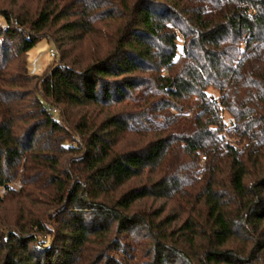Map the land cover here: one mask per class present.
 <instances>
[{"label":"trees","instance_id":"1","mask_svg":"<svg viewBox=\"0 0 264 264\" xmlns=\"http://www.w3.org/2000/svg\"><path fill=\"white\" fill-rule=\"evenodd\" d=\"M94 35L90 57L70 64L66 42ZM42 37L61 56L33 75L39 118L6 87L35 79L27 52ZM0 59V204L19 176L30 183V172H55L51 153L67 132L61 106L140 109L111 115L100 134L83 116L86 181L59 192L66 204L55 210V232L40 216L0 220V264H264V0H10L0 6ZM129 130L155 138L113 153L116 135ZM146 172L161 176L106 199ZM192 174L201 183L189 182ZM187 187L197 202L178 232L170 216L156 222L132 211L141 198L177 199ZM141 226L149 243L138 247L128 234Z\"/></svg>","mask_w":264,"mask_h":264},{"label":"rangeland","instance_id":"2","mask_svg":"<svg viewBox=\"0 0 264 264\" xmlns=\"http://www.w3.org/2000/svg\"><path fill=\"white\" fill-rule=\"evenodd\" d=\"M9 1H6L4 4H0L1 7H8ZM2 21V20H1ZM66 21V20H64ZM64 21H60L57 24V28L64 24ZM26 29V30H25ZM22 31H26V33H30V29L25 27L21 29ZM21 37L16 36L11 39V45L13 47V51L17 49V45L19 44ZM95 41H99L98 36H92L85 40H78V41H67L64 45V49L68 48V54L70 60H77V61H85L87 58L90 57L93 51V43ZM57 47L59 51V57L61 56V49L57 44L53 41L48 39L47 37H42L38 39V41L34 44L32 48L29 49L27 52V66H28V74L30 77L35 78V76H42L43 73L48 71L50 67L55 62V57L51 55V50ZM81 55L79 56V54ZM25 57V54L21 55ZM21 56L19 59H21ZM80 57V58H79ZM2 59H0L1 61ZM58 60V57H57ZM13 62H15L13 60ZM12 62V63H13ZM60 62V61H59ZM57 62V63H59ZM11 63V65H12ZM71 64V63H70ZM35 75V76H33ZM37 78L33 79L30 83L25 81L24 83L18 84V86L14 87H6L9 90H14L15 92H19L25 95V100L22 102L24 105L26 104L27 107L24 111L32 110L34 113H37L36 108L32 105L34 100V84L36 83ZM211 91L218 97V92L211 88ZM63 111H66V116L63 118V126L67 128V132H61L58 134V142L54 143V155L57 159V165L55 172L53 170L47 171L46 174H41L30 172L28 173L30 176V183H24L23 177L19 176L11 183V187L14 189V193L12 194H4V198H7L6 201L0 204V220L1 221H9L10 224L14 225L18 218H32L40 216V219L44 220L50 227L52 232L56 231L57 227V209H62L66 202L62 205H59V197L58 194L61 192L63 188H68L74 182L79 181H86V177L88 173L83 168L84 163L82 159L84 158V151L85 147L88 146V135L80 136V132L77 130L76 126L81 124L85 121V114L88 113V117H90L89 124L91 122L94 124L91 130L92 132L97 131L98 134L103 133L106 120L111 115H119L124 114V116L128 115L131 117L132 114H138L140 109L137 107H133L131 105H119L112 107L103 108L102 106H89V107H64L61 106ZM60 109V108H59ZM57 109L54 108V111ZM58 111V110H57ZM60 111V110H59ZM59 113V112H58ZM37 117L40 118V115L37 113ZM70 120L67 121V119ZM224 119L227 123L231 120V115L225 111L224 112ZM131 120V119H130ZM135 119L131 120L132 126L135 122ZM33 122V121H32ZM23 126H26L27 123H22ZM112 127H109L106 130H110ZM113 130V129H112ZM66 139V144H75V148L69 149L66 147H62L60 145V141ZM155 138V135L151 133H146L144 131H125L121 134H117L115 137V145H114V152L115 154H121L128 152L130 150L141 149L144 148L150 141ZM53 141H48V139H44L41 142H49V144H53ZM172 163V162H171ZM85 166V165H84ZM34 173V174H33ZM161 174L158 172H146L144 175L133 179L132 181L128 182L123 187L119 189L112 190L109 192L107 196V200L109 202H113L120 198V196L130 190L140 188L145 185H152L154 182L158 181ZM189 178V182H199L201 183L202 175H191ZM190 176V177H191ZM34 179H38V181H32ZM187 193L183 197L173 199L172 197H155V196H148L139 199L134 207L133 213L139 212L143 215L152 216V218L159 222L162 219L167 217L174 218V221L170 223L169 230H173L178 232V229L181 227L185 219L187 218L192 205H196L197 198L189 197V190L190 187H187ZM193 190V189H192ZM64 189L62 191L65 192ZM194 191V190H193ZM68 192V190L66 191ZM194 195V194H193ZM195 196V195H194ZM3 198V199H4ZM103 198V197H102ZM193 203V204H192ZM201 207L197 205V209ZM25 221V219H23ZM144 226L139 227L137 230L128 234L129 240L128 242L138 247H141V243H149V240L144 237L145 231H143ZM121 236V235H119ZM121 239V237H119ZM147 260V259H146Z\"/></svg>","mask_w":264,"mask_h":264},{"label":"built area","instance_id":"3","mask_svg":"<svg viewBox=\"0 0 264 264\" xmlns=\"http://www.w3.org/2000/svg\"><path fill=\"white\" fill-rule=\"evenodd\" d=\"M51 55L54 56L55 58L59 57V51H58L57 47H55V49L51 50Z\"/></svg>","mask_w":264,"mask_h":264}]
</instances>
